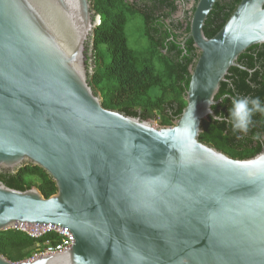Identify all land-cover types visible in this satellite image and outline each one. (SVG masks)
<instances>
[{"label": "water", "instance_id": "obj_1", "mask_svg": "<svg viewBox=\"0 0 264 264\" xmlns=\"http://www.w3.org/2000/svg\"><path fill=\"white\" fill-rule=\"evenodd\" d=\"M217 1L196 5L187 105L162 126L106 108L92 86V0H0V172L32 163L57 186L46 198L0 181V232L53 225L73 241L0 264H264V149L238 159L200 139L208 100L264 44V0H241L209 38Z\"/></svg>", "mask_w": 264, "mask_h": 264}, {"label": "trees", "instance_id": "obj_2", "mask_svg": "<svg viewBox=\"0 0 264 264\" xmlns=\"http://www.w3.org/2000/svg\"><path fill=\"white\" fill-rule=\"evenodd\" d=\"M92 1L101 22L95 31L94 70L90 81L94 89L101 93L104 106L142 119H155L162 126L173 125L187 105L191 69L200 55L194 40L188 38L199 0H194L193 8L184 12V20L173 18L179 11L175 0H166L165 4H133L129 0ZM189 1L186 0V3ZM240 2L217 1L204 26L207 37H213L222 29ZM165 15L171 17L172 26L168 29L171 31L159 36V28H153L152 24L157 17ZM134 23H139L138 27L132 28ZM131 29H138V43L147 42L150 49L147 58H143L130 43ZM142 31L144 36L139 37ZM169 35L174 38L165 45L167 50L156 48L158 42L164 45ZM178 37L187 38L185 46L177 42ZM238 62L241 66L230 69L227 81L222 83L216 97L220 100L213 108L216 115L221 112L228 115L234 95L258 96L264 102V44L247 49ZM200 139L233 158L252 157L264 149V115H254L247 134L234 132L230 122L209 117L203 122ZM0 181L18 190L37 187L46 198L57 192L52 177L42 167L32 163L15 172H0ZM48 237L34 239L19 230L8 229L0 232V253L14 262L29 259L36 243L44 242Z\"/></svg>", "mask_w": 264, "mask_h": 264}, {"label": "clouds", "instance_id": "obj_3", "mask_svg": "<svg viewBox=\"0 0 264 264\" xmlns=\"http://www.w3.org/2000/svg\"><path fill=\"white\" fill-rule=\"evenodd\" d=\"M215 101L216 100L214 99L213 96L208 100L210 111L214 108ZM257 113L264 115V102H262L260 97L234 95L231 97V107L228 108V115L225 116L221 112L217 115H214L212 119L216 121L230 122L232 126V130L234 132L247 134L250 126L253 123V117ZM192 117H193V123L191 127V133L193 136H195L196 134H198L199 130L196 127L193 110H192Z\"/></svg>", "mask_w": 264, "mask_h": 264}, {"label": "built area", "instance_id": "obj_4", "mask_svg": "<svg viewBox=\"0 0 264 264\" xmlns=\"http://www.w3.org/2000/svg\"><path fill=\"white\" fill-rule=\"evenodd\" d=\"M10 229H16L24 232L29 237L34 239H40L45 236H49L44 242L38 241L36 247L32 251L30 258L35 259L41 255L57 252L70 247L73 244L72 234L65 228L48 225L42 226L35 230H29L21 225H16Z\"/></svg>", "mask_w": 264, "mask_h": 264}, {"label": "flooded vegetation", "instance_id": "obj_5", "mask_svg": "<svg viewBox=\"0 0 264 264\" xmlns=\"http://www.w3.org/2000/svg\"><path fill=\"white\" fill-rule=\"evenodd\" d=\"M129 1L132 2L133 4H135L136 2H138V3H147V4H153V3L165 4V2H166V0H129ZM175 2L179 5V11H178V13H176L173 16V18H175V19L179 18L180 20H184V12L186 10H191L193 8L194 0H190L188 3H186V0H175ZM170 26H172V20H171V17H169L167 15L157 17L156 22L152 24L153 28L154 27L155 28L156 27L159 28L158 32H157V35H159V36H163L166 33L169 34V32L171 31V30H168L170 28ZM143 28H145V26H143ZM137 31H138V29H134L132 31V33L136 34ZM144 33L145 32H143V31L140 32L139 37L140 36H144ZM189 36H190V34H189ZM189 36H188V38H190ZM169 37H170V35H169ZM169 37L167 39V42H165L164 45H162V44L159 45V42H158L156 48H158V49H160L162 51H166L167 48L165 47V45H167L169 43L168 41H171L174 38L172 36L169 39ZM186 40H187V38L186 39H182V37H178V41L177 42L178 43H182V45L185 46Z\"/></svg>", "mask_w": 264, "mask_h": 264}, {"label": "rangeland", "instance_id": "obj_6", "mask_svg": "<svg viewBox=\"0 0 264 264\" xmlns=\"http://www.w3.org/2000/svg\"><path fill=\"white\" fill-rule=\"evenodd\" d=\"M138 25H139V23H134L132 28H136V26L138 27ZM133 30L134 29H131V33H130V43L133 45V47L138 52H140L143 55V58H147L149 56V53H150L149 52L150 49L148 48V44H147V42L138 43L137 42L138 41L137 35L132 33ZM154 61L156 62V64L158 66H161V63L156 58H154ZM155 93L159 94L157 92H155ZM151 121H152L153 124L159 125L158 122L155 119H151ZM30 180L36 181L37 179L36 178H30Z\"/></svg>", "mask_w": 264, "mask_h": 264}]
</instances>
